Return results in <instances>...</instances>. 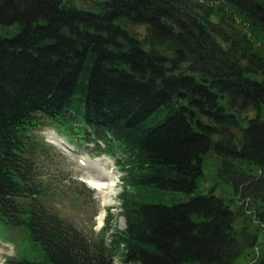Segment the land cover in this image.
I'll return each mask as SVG.
<instances>
[{
	"label": "trees",
	"instance_id": "16d2710c",
	"mask_svg": "<svg viewBox=\"0 0 264 264\" xmlns=\"http://www.w3.org/2000/svg\"><path fill=\"white\" fill-rule=\"evenodd\" d=\"M46 126L116 159L111 244L47 205ZM0 237L4 264H264V0H0Z\"/></svg>",
	"mask_w": 264,
	"mask_h": 264
},
{
	"label": "rangeland",
	"instance_id": "374dc122",
	"mask_svg": "<svg viewBox=\"0 0 264 264\" xmlns=\"http://www.w3.org/2000/svg\"><path fill=\"white\" fill-rule=\"evenodd\" d=\"M53 134L61 136L65 139L62 133L52 126H46L36 131L35 135L39 141L38 151L41 155L40 163L42 165L44 175V182H46L45 190L49 197L47 203L50 207L58 210L62 215L74 223L84 228L87 231H99L102 227L98 222V216L101 213L102 196L101 194L92 188L87 178L90 177L89 173L72 160V157L63 154L59 149L51 146ZM74 149L80 154L86 155L91 160L90 164L94 168H100L103 166V161L93 162L96 157L94 154H90L91 149L85 147L83 149L77 148L72 144ZM89 149V150H88ZM112 163L107 164L106 168L115 174V178L118 179L117 190L119 193L120 187V171L113 159H110ZM105 165V163H104ZM117 194V193H116ZM108 213L113 215V227L124 230L125 221L119 215V202L115 199V205L108 206L106 208ZM107 217V216H106ZM91 226H93L91 228ZM14 254V246L2 242L0 240V264L4 259ZM120 264V263H119ZM242 264H253V259Z\"/></svg>",
	"mask_w": 264,
	"mask_h": 264
},
{
	"label": "bare ground",
	"instance_id": "6f19581e",
	"mask_svg": "<svg viewBox=\"0 0 264 264\" xmlns=\"http://www.w3.org/2000/svg\"><path fill=\"white\" fill-rule=\"evenodd\" d=\"M54 140H56V139L54 138ZM93 172H94L95 176H90L87 178V180H88L89 185L101 194V196H102V207L106 208L107 206L115 205V196L117 193L116 192L117 178H115L116 177L115 174L108 172V170L106 168H103V169L97 168ZM259 182H261V181H259ZM103 210L104 209H102L101 213L98 216V221L100 223L102 222V219L104 217ZM235 256H236V254H235Z\"/></svg>",
	"mask_w": 264,
	"mask_h": 264
},
{
	"label": "water",
	"instance_id": "95a60500",
	"mask_svg": "<svg viewBox=\"0 0 264 264\" xmlns=\"http://www.w3.org/2000/svg\"><path fill=\"white\" fill-rule=\"evenodd\" d=\"M190 28H192V27H190Z\"/></svg>",
	"mask_w": 264,
	"mask_h": 264
}]
</instances>
